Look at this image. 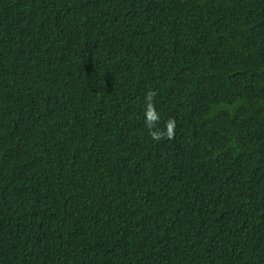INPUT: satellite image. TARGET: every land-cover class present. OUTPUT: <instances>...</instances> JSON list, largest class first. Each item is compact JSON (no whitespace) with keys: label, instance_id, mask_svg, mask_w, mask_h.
<instances>
[{"label":"trees","instance_id":"16d2710c","mask_svg":"<svg viewBox=\"0 0 264 264\" xmlns=\"http://www.w3.org/2000/svg\"><path fill=\"white\" fill-rule=\"evenodd\" d=\"M0 264H264V0H0Z\"/></svg>","mask_w":264,"mask_h":264},{"label":"clouds","instance_id":"9594fccd","mask_svg":"<svg viewBox=\"0 0 264 264\" xmlns=\"http://www.w3.org/2000/svg\"><path fill=\"white\" fill-rule=\"evenodd\" d=\"M157 95L155 91L149 90L145 95L146 108H145V122L147 127L149 128L150 136L153 140L159 141L164 138L174 139L175 137V127L176 120L174 118H169L166 121L165 129L166 130H158V122L160 120L159 113L156 110L154 98Z\"/></svg>","mask_w":264,"mask_h":264}]
</instances>
